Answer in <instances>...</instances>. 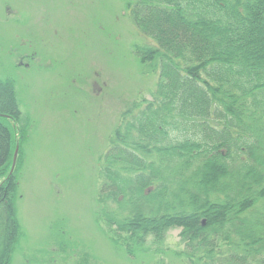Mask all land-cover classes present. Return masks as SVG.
Instances as JSON below:
<instances>
[{
    "label": "trees",
    "instance_id": "trees-1",
    "mask_svg": "<svg viewBox=\"0 0 264 264\" xmlns=\"http://www.w3.org/2000/svg\"><path fill=\"white\" fill-rule=\"evenodd\" d=\"M124 3L149 40L134 53L158 75L100 157L97 222L128 256L158 252L179 229L187 264H264V0ZM18 100L0 78V264L22 238Z\"/></svg>",
    "mask_w": 264,
    "mask_h": 264
},
{
    "label": "rangeland",
    "instance_id": "rangeland-1",
    "mask_svg": "<svg viewBox=\"0 0 264 264\" xmlns=\"http://www.w3.org/2000/svg\"><path fill=\"white\" fill-rule=\"evenodd\" d=\"M147 42L124 0H0V78L15 81L26 128L11 264H187L179 229L158 252L128 256L96 220L109 136L157 83L133 49Z\"/></svg>",
    "mask_w": 264,
    "mask_h": 264
},
{
    "label": "water",
    "instance_id": "water-1",
    "mask_svg": "<svg viewBox=\"0 0 264 264\" xmlns=\"http://www.w3.org/2000/svg\"><path fill=\"white\" fill-rule=\"evenodd\" d=\"M17 155H18V147L15 148L14 150V154H13V158H12V164H11V169H10V173L13 171L15 164H16V160H17Z\"/></svg>",
    "mask_w": 264,
    "mask_h": 264
}]
</instances>
